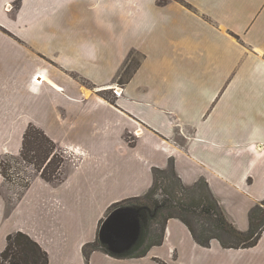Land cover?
Segmentation results:
<instances>
[{"label": "crops", "instance_id": "crops-1", "mask_svg": "<svg viewBox=\"0 0 264 264\" xmlns=\"http://www.w3.org/2000/svg\"><path fill=\"white\" fill-rule=\"evenodd\" d=\"M31 126L64 163L17 190L0 173V253L23 232L49 264H264V232L202 246L177 218L143 257L84 253L156 169L206 180L249 230L264 202V0H0V156L21 155Z\"/></svg>", "mask_w": 264, "mask_h": 264}, {"label": "trees", "instance_id": "trees-1", "mask_svg": "<svg viewBox=\"0 0 264 264\" xmlns=\"http://www.w3.org/2000/svg\"><path fill=\"white\" fill-rule=\"evenodd\" d=\"M131 73L132 71H129L127 76ZM31 131L40 135L42 139L41 140L39 137H32V139L34 138L32 141L38 146V149H33V151H43L46 148L48 160L46 159L47 162L44 164L42 177L48 181L59 180L64 157L60 155V151L57 149L54 141L47 137L42 130L34 126H31L24 136L23 148L21 151L23 159L32 164L35 168L38 167V163L40 162L38 155L29 156V154L25 152ZM41 147L42 149H40ZM159 173H171L173 178L184 189L202 184L206 187L208 195H204L202 198L200 197L199 200L194 201L190 205L176 203L173 197L167 192L158 195L157 174ZM154 174V186L146 195L116 203L108 213L109 216L114 210L120 207H133L138 209L141 214L142 225V233L138 243L130 251L122 255H116L110 252L106 245L101 243L98 235V239L95 242L85 245L84 253L86 257L94 250H103L107 254L119 258L143 257L152 246L162 244L166 223L173 218L181 220L190 229L195 240L202 246H209L211 241L218 240L224 248H251L260 240L264 232V202L256 205L251 210L250 228L248 231L244 232L239 230L229 220L206 180H201L194 186H186L181 182L172 168L169 170L156 169ZM3 175L6 177L4 173ZM28 185L29 181L27 183V186ZM142 198H149L152 204L147 205L140 203ZM197 219H202L203 221L200 232L193 224V220ZM105 220L106 219L102 221L100 230ZM154 224L159 225L160 229L157 231L153 230ZM0 264H49V256L40 244L29 235L23 232H17L8 236L7 247L4 252L0 253Z\"/></svg>", "mask_w": 264, "mask_h": 264}, {"label": "rangeland", "instance_id": "rangeland-1", "mask_svg": "<svg viewBox=\"0 0 264 264\" xmlns=\"http://www.w3.org/2000/svg\"><path fill=\"white\" fill-rule=\"evenodd\" d=\"M138 61H139V56L137 54L130 57V61L128 62V64L124 66L120 74L119 77L120 81L126 79L128 72L132 71L135 68V64ZM32 137H39L41 139L40 135L36 134L34 131H31L30 139L29 142L27 143L25 152L26 154H29V156L38 155L40 162L38 163V167H36L37 169L29 162H26L23 159L22 155H19L17 157L12 155L0 156V173L2 175L3 173L6 175V177L4 175L3 176L6 178L9 188H12L13 190L20 189V186H22L23 188L26 187L32 174L33 175L40 174L42 176L45 166L44 164L48 160L46 155V148L43 151H33V149H38V146L34 144V141H32L34 138L32 139ZM40 149H42V147ZM60 155L63 156V153L61 151H60ZM157 178H158V184H157L158 195L167 192L171 197H173V200L176 203L190 205L194 201L199 200L200 197L202 198V196L208 195V191L206 187L202 184L187 189L182 188V186L173 178L171 173H164V174L159 173L157 174ZM140 203L151 205L152 201L149 198H142L140 200ZM193 222L195 227L200 232L202 228L201 225L203 223L202 219L193 220ZM159 229L160 226L154 224L153 230L157 231Z\"/></svg>", "mask_w": 264, "mask_h": 264}, {"label": "water", "instance_id": "water-1", "mask_svg": "<svg viewBox=\"0 0 264 264\" xmlns=\"http://www.w3.org/2000/svg\"><path fill=\"white\" fill-rule=\"evenodd\" d=\"M141 233L140 211L133 207H120L104 221L99 239L110 252L122 255L138 243Z\"/></svg>", "mask_w": 264, "mask_h": 264}, {"label": "bare ground", "instance_id": "bare-ground-1", "mask_svg": "<svg viewBox=\"0 0 264 264\" xmlns=\"http://www.w3.org/2000/svg\"><path fill=\"white\" fill-rule=\"evenodd\" d=\"M37 81V80H36Z\"/></svg>", "mask_w": 264, "mask_h": 264}, {"label": "built area", "instance_id": "built-area-1", "mask_svg": "<svg viewBox=\"0 0 264 264\" xmlns=\"http://www.w3.org/2000/svg\"><path fill=\"white\" fill-rule=\"evenodd\" d=\"M119 94V93H118Z\"/></svg>", "mask_w": 264, "mask_h": 264}]
</instances>
